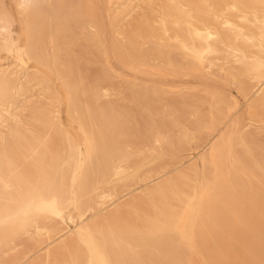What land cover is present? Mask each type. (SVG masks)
Here are the masks:
<instances>
[{
    "label": "rangeland",
    "instance_id": "1",
    "mask_svg": "<svg viewBox=\"0 0 264 264\" xmlns=\"http://www.w3.org/2000/svg\"><path fill=\"white\" fill-rule=\"evenodd\" d=\"M263 21L264 0H0V264H124L106 218L131 264H264Z\"/></svg>",
    "mask_w": 264,
    "mask_h": 264
},
{
    "label": "bare ground",
    "instance_id": "2",
    "mask_svg": "<svg viewBox=\"0 0 264 264\" xmlns=\"http://www.w3.org/2000/svg\"><path fill=\"white\" fill-rule=\"evenodd\" d=\"M21 2H22V4L25 6V7H27V9L29 8V7H31L32 6V4H33V1L34 0H20ZM30 17H31V20H30V22H29V29L30 30H35V28H36V25H37V23H36V18H35V16L34 15H30ZM50 19L52 20V18H53V13H51L50 14ZM255 19V18H254ZM35 20V21H34ZM264 22V21H263ZM52 27H53V25H52V23L50 24V28H49V30H50V34L52 35L53 34V30H52ZM259 27V26H258ZM5 31V26H3V25H1L0 26V41H3V42H5L6 44L8 43L7 42V39L3 36V32ZM212 34L213 33H210V37H212ZM208 42V41H207ZM35 45V42H34V40L32 39V36H31V34H30V44H29V52L31 53V52H33L34 51V49H33V46ZM262 65V64H261ZM259 67V66H258ZM71 108H72V110H73V112L76 114V115H80V110H79V108H77L76 106H75V104H74V100H73V98L71 97ZM2 132V131H1ZM3 138V137H2ZM15 142V141H14ZM43 147L47 150V151H49V152H52V148L51 147H53V145H48V143L47 142H43ZM248 146V145H247ZM94 147V146H93ZM249 147V146H248ZM94 154H95V156H97L98 155V151H97V149L96 148H94ZM248 154H249V156L253 159V161L255 162V164L257 165V167L260 169V170H262L263 172H264V165H263V163H262V161L257 157V155L255 154V152L249 147V149H248ZM13 161L15 162L16 161V158L15 157H13ZM16 163V162H15ZM93 178H94V183H93V186L92 187H98V185H99V180H98V178H99V171H98V169H96L95 171H94V174H93ZM14 207V205H13V203H9L8 204V209H12ZM105 221L107 222V225H108V227H109V231H110V234L112 235V239H113V242L115 243V245L120 249V252H121V257H122V260H123V262H124V264H131L130 263V261L128 260V258L126 257V253H125V251H129V249H131V237H132V232L128 229V228H124L123 227V229H119V228H117V227H115V226H113V224H111V222L106 218L105 219ZM142 226H143V228H144V230L146 231V232H148L149 233V229L147 228V226H145V225H143L142 224ZM122 232L123 233H125V236L126 237H124V236H122ZM73 259H74V262H73V264H81V262H82V258H81V256L80 255H76L75 257H73ZM109 264V263H108Z\"/></svg>",
    "mask_w": 264,
    "mask_h": 264
}]
</instances>
